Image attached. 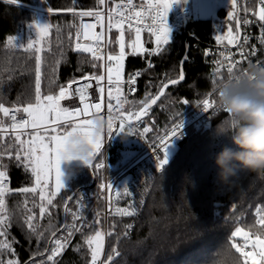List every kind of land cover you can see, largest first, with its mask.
Here are the masks:
<instances>
[{
    "label": "trees",
    "instance_id": "16d2710c",
    "mask_svg": "<svg viewBox=\"0 0 264 264\" xmlns=\"http://www.w3.org/2000/svg\"><path fill=\"white\" fill-rule=\"evenodd\" d=\"M191 2L180 0L183 6L191 7ZM100 7L97 0H19L13 4L9 0H0V102L9 108L24 107L27 103L35 102L36 55L42 58V95L58 94L59 86H66L70 81L85 75H100L102 61H93L90 54L74 51L79 16L69 11ZM50 8L52 12H49ZM229 12L236 17L237 4L234 10L219 8L213 18L193 17L186 21L178 36L154 56V67L146 70L139 79L137 92L132 96H124L128 101L125 103L126 113L138 111L140 102L149 95L158 94L163 83L179 78L187 39L190 48L185 61V78L181 83L169 87L141 120L149 123L150 132L162 131L207 94L217 92V85L228 81L232 74L214 72L204 56V50L208 46L234 45L228 44L227 40L219 43L216 40V33L222 32L225 26L236 35V19H230ZM41 18L51 25L49 35L42 51H35L37 47L28 50L23 40L21 43L18 41L20 38L26 39L28 28ZM127 34L129 37L133 35L132 32ZM10 36H15L16 46L8 44ZM145 37L146 47L152 46V37L148 34ZM20 45L25 47L20 48ZM110 50H116V46L109 44ZM144 58L143 54L129 53L126 57V72L142 67ZM252 61L244 64V67L252 66ZM184 100L188 103L184 104ZM225 115L221 111L216 112L209 126L199 131L191 130L179 143L164 173L153 181L145 211L136 219L132 235L119 237L112 234L108 237L110 242H116L120 252L113 264H244V257L231 248L230 243L235 242L242 249L243 239L233 238L231 234L241 227L248 233L258 231L264 239V230H259L262 226L257 224L260 216L264 215V179L256 178L254 173L246 169H238L229 184L222 183L218 177L216 154L226 145L232 147L227 137L215 134L217 123ZM21 138L25 140L27 134ZM9 144L14 145V134L0 133V151ZM12 151L14 156L15 146ZM0 164L6 166L9 188L14 190L5 200L10 217L7 238L15 253L13 256L11 252L4 251L0 259H16L19 264H24L32 257L41 256L49 244L51 233H57L63 225L66 198L77 188L85 186L69 208L74 207L79 195L92 194L83 209L88 226L74 234L69 246L56 258V264H90V250L84 243V237L94 235L98 228H104L103 198L96 191L95 183L91 186L93 169L89 166L71 167L70 179L56 196V207L50 209L51 216L41 219L39 189L36 193L28 194L15 191L20 187L34 186L31 172L22 166L18 167L15 160L8 156L0 159ZM50 190H53L52 182ZM26 208L35 213L37 219L34 223L39 226L38 231L48 229L44 231L42 240L38 241L24 223L25 217L30 214ZM70 221L71 215L68 214L67 224ZM110 226L120 227L121 223L115 221ZM66 233L67 229L57 233V237ZM108 243L109 239L107 246L111 248L112 245ZM248 248L249 251H259L251 245ZM256 259H260L258 255ZM41 260L46 261V256L33 261L34 264H40ZM248 264H251L250 258Z\"/></svg>",
    "mask_w": 264,
    "mask_h": 264
},
{
    "label": "snow or ice",
    "instance_id": "6c2138e0",
    "mask_svg": "<svg viewBox=\"0 0 264 264\" xmlns=\"http://www.w3.org/2000/svg\"><path fill=\"white\" fill-rule=\"evenodd\" d=\"M19 0H9V3H18ZM99 6H105L106 0H97ZM180 0H164L163 3H157L150 5V17L152 23L147 27L151 34L155 37V48L149 52V55H157L162 51V45L169 44V28L167 25V15L174 3H179ZM237 0H231V5L235 8ZM261 4L264 5V0H261ZM132 0H127V4L117 5L115 9L108 8L105 11L101 10H88L75 12L69 9L74 16L79 17H93L95 23H84L81 21L78 31L76 33V43L74 51L78 53L90 54L93 61H105L102 65L105 71L104 74L96 75L89 74L81 78V80H72L66 86H59L58 94H47L42 95L41 92V63L42 58L40 55L35 56V102L27 103L24 107H15L10 109L0 102V113L3 117L8 118L11 123L8 127L14 134V145L9 144L5 146L3 151H0V159L4 156H8L10 159H14L18 167L22 166L26 171H30L34 177L33 187H20L15 191L21 194L36 193L39 189V199L41 201L39 205V217L43 219L45 216H51L50 209L56 207L54 200L56 196L64 189L65 185L62 180L63 173L61 171V162L71 159H80L85 165L90 168L99 170L105 168L103 161L95 163L93 160L99 157L103 148L104 137L102 132L105 130V126L109 136H111L115 130L117 134L124 133L127 126V134H134L136 131L135 126L131 123L133 117L136 121L141 122V118L149 114L150 109L153 105L157 104V101L165 95V89L169 85H176L182 81L184 76L183 61L181 62V71L179 74V80L171 79L167 83H163L159 88L158 94L149 95L144 101H141L140 108L138 111L129 112L127 120L124 118L122 112L123 105L127 103V98L124 97L122 86L124 81V62L126 59V44H125V22L131 27V23L135 20L138 25L135 28V39L127 45L132 49V55H142L149 50L144 47L141 42V26L145 14L143 11H135L133 14ZM125 10L128 15H125ZM52 12V9H49ZM230 19H236L232 12L228 13ZM119 17V18H116ZM107 24L105 25V20ZM259 20L264 21V7L259 10ZM245 23H248L245 20ZM97 26L101 29L97 31ZM33 27L38 32L41 39L48 37L51 25L49 23L44 25L33 24ZM115 28L118 30L119 35L116 37V43L119 45L118 54H107L103 51L111 41L106 40V31L111 32ZM236 35H233L231 29H229L227 37L217 36V42H222L227 39L228 44H235L239 41V20L236 22ZM70 38H71V34ZM15 36L8 38V44L16 46ZM81 40L85 43H81ZM20 48H24V45H20ZM26 48L32 50L34 48L31 40L27 43ZM36 49L35 51H40ZM59 61H57L58 63ZM95 67V64H93ZM147 67L150 69L154 67L151 61H148ZM252 67H256L253 65ZM53 71H55L53 69ZM233 71L232 66L228 67V72ZM142 73L135 71L129 74L127 78L128 92H135V85ZM248 72L244 71L241 75L236 76L238 79L240 76H247ZM93 81H95L96 89L100 96L101 102H90L89 89L93 88ZM107 83V119L100 115L104 107V94L105 86L103 82ZM150 83V81H149ZM73 85H77L73 88ZM115 92V95H114ZM78 98L79 106H63L62 101L69 100L72 98ZM115 100L116 107L115 111L120 112L119 124L115 123V118L112 113L114 106L112 101ZM183 103H188L184 100ZM215 106V100L205 99L203 100V111L208 112L209 109ZM23 113L26 118H17L18 113ZM82 117H91L90 119H82ZM183 127V120L179 123L173 124L170 133H166L165 137L159 139V144L153 146V151L156 154L157 168L162 170L168 163V152L167 149L171 143L173 137L180 135ZM27 129H32L30 139L25 141L21 137L26 134ZM58 129H68L63 134L47 135L49 132L57 133ZM5 128L0 126V133L4 132ZM143 131L146 133L150 131L149 128L144 127ZM45 133L42 135L41 133ZM15 146V154L13 156V147ZM0 254L4 251L12 252V245L8 240V227L10 217L7 214L6 196H8L14 190L8 187V173L6 166L0 164ZM54 179V190H50V181ZM101 188L112 189L111 183L107 185H101ZM125 193H129L127 187L124 189ZM73 197H67L64 205V211L66 214L71 215L72 223L65 224L62 231L67 229L66 236H59L55 231L51 233L52 240L50 241L51 247L45 249L46 261L41 260L40 264H56V258L61 256L62 253L70 244V239L75 233L81 232L82 228L88 226L87 220L80 213L83 211L84 206L80 200H77V210L73 211L68 207L67 201H71ZM26 207V203H25ZM28 214L25 217L24 223L27 225L30 233L37 236L38 241L44 238V231H38V225L34 223L37 219L35 213L31 209H27ZM122 216H133L135 210L130 208H121L117 210ZM79 222V223H78ZM98 222V221H97ZM257 224L264 227V215H261L257 220ZM104 235L105 233L96 230L94 235H87L84 237V243L90 250L91 264H113L116 257L120 256V252L117 248H112L105 260H100L101 255L104 252ZM108 235H112L111 232ZM243 236L246 241L251 239L248 232L243 229L237 228L231 236L233 238ZM231 248H234L237 252L244 257V264H248L249 258L251 264H262L264 262V239L257 236L252 242L251 247L253 249H259L258 252L253 251H242L240 246L235 242H230ZM259 256V260L256 256ZM0 264H19L16 259H8L7 261L0 259ZM34 264V261L32 262Z\"/></svg>",
    "mask_w": 264,
    "mask_h": 264
},
{
    "label": "built area",
    "instance_id": "2783aa9c",
    "mask_svg": "<svg viewBox=\"0 0 264 264\" xmlns=\"http://www.w3.org/2000/svg\"><path fill=\"white\" fill-rule=\"evenodd\" d=\"M164 0H132L133 4V14L135 11H143L145 14V19L142 25V31L145 34H148L153 39L152 46L148 47L147 55H145V64L142 67L134 68L127 73H125L124 81L125 83L122 86L123 95L132 96L138 90V81L144 75L145 71L149 68L147 67L148 61H151L154 65L153 58L155 55H149L152 49L155 48V37L151 34L148 29V25L152 23L150 17V5H155L157 3H163ZM127 4V0H106V5L101 6L100 8L93 9L105 11L108 8L115 9L117 5ZM264 5L261 4V0H241V27H242V36L239 44L235 47H221V46H208L204 50V56L207 59L208 63L212 67L214 72L219 73H229L228 67L232 66L233 71L231 78L241 75L242 72L246 71L244 69V62L252 61V66L256 67L264 66V21L259 20V10ZM88 11V10H79L77 11ZM125 15H128V12L125 10ZM194 17L192 8L189 6H183L180 2L174 3L167 15V25L170 30L169 37L170 41L174 40L183 25L186 21L191 20ZM119 18V17H116ZM245 20L248 23H245ZM83 21L84 23H95L93 17H79V25ZM107 24V19L105 20V25ZM138 25L135 20L132 21L131 27L125 22L124 27L135 31V28ZM97 31L101 29L97 26ZM115 28L111 32L106 31V40H109L110 33H114ZM81 43L85 41L81 40ZM164 45L161 46V49ZM105 55L109 53V44L103 48ZM102 64H105V61H102ZM249 69V71L253 68ZM103 70L105 71L104 67ZM103 71V72H104ZM135 71H140L142 73L141 77L138 78L135 87V92H128L127 78L129 74H132ZM248 72V71H247ZM82 78V77H81ZM78 78L76 80H81ZM230 78V79H231ZM93 83V88L89 89L90 93V102H101L99 93L95 86V81ZM105 86L104 94V107L100 113L101 116L107 119V83L103 82ZM77 85H73L75 88ZM217 92H211L202 98L193 108L186 109L182 112L179 117L171 122L166 128L162 131H153V132H144L143 129L146 127L144 121L132 123L136 131L134 134H127V126L125 128V134H117L114 130L113 134L109 136L106 126L103 131V148L99 157L96 159L95 163L103 161L105 168L96 170L95 173V189L99 191L103 198V215H104V229L106 235V244L108 240V233L111 232L114 236L119 237H129L132 235L136 219H138L145 211L146 203L148 196L152 187L153 181L160 175L163 174L166 170L172 155V151L176 148L181 141H183L191 130L199 131L203 127L209 126L214 114L219 110L214 106L209 109L208 112L203 111V100H215ZM63 106H79L78 98H72L61 102ZM114 106V111L112 113L115 118V123L118 126L120 112L115 111L116 102L112 101ZM15 108V107H13ZM22 108V107H21ZM12 109V108H10ZM124 117L127 120L128 114L125 110V105L122 109ZM26 118V116L21 112L17 114V118ZM134 118V117H133ZM180 120H183V127L181 129L180 135L173 137L171 143L167 149L168 152V163L164 166L162 170L157 168L156 154L153 151V146L159 144V139L165 137L166 133H170L173 127L174 122L179 123ZM11 121L8 118L3 117V114L0 113V126L5 128L4 132H12L8 125ZM2 132V133H4ZM31 129H27L26 133H30ZM132 142L131 145L129 143ZM95 165V164H94ZM126 178H129L128 181H124ZM111 183L113 186L112 189L108 190L107 188H101V185H107ZM8 179V187H9ZM127 187L129 193H125L124 189ZM90 196H93L90 194ZM88 194H84L82 197L77 200L81 201V204L86 208L89 203ZM76 200V201H77ZM83 208V209H84ZM121 208H130L134 209L133 216H122L117 211ZM73 211L77 210V203H75L72 208ZM83 216V211L80 213ZM121 223L120 227L111 228L110 224L112 222ZM72 223L70 221L69 225ZM67 234V233H66ZM62 234L60 236H66ZM251 236L252 242L257 236H260L258 231L249 233ZM264 238V235H263ZM117 248V246L115 247ZM242 249L244 251H249L248 245L242 244ZM118 250V249H117ZM119 251V250H118ZM106 251L100 258V260L106 259ZM99 264V262H98Z\"/></svg>",
    "mask_w": 264,
    "mask_h": 264
},
{
    "label": "clouds",
    "instance_id": "9594fccd",
    "mask_svg": "<svg viewBox=\"0 0 264 264\" xmlns=\"http://www.w3.org/2000/svg\"><path fill=\"white\" fill-rule=\"evenodd\" d=\"M217 89L215 107L226 115L215 134L227 137L232 145L216 154L220 181L229 184L238 169L264 179V66L222 82Z\"/></svg>",
    "mask_w": 264,
    "mask_h": 264
},
{
    "label": "rangeland",
    "instance_id": "374dc122",
    "mask_svg": "<svg viewBox=\"0 0 264 264\" xmlns=\"http://www.w3.org/2000/svg\"><path fill=\"white\" fill-rule=\"evenodd\" d=\"M228 3H230V5H231V0H192L191 8H192L193 15H194L195 18L208 19V18L215 17L219 8H221V7L230 8V7L227 6ZM231 8H232V10H234L232 5H231ZM47 22L48 21H46L45 18H41L40 20L36 21L35 24L44 25V24H47ZM228 29L229 28L225 26V29L222 32L219 31V33H216V37L218 35L222 36V37H227L228 31H229ZM114 32H115L114 34L110 33L109 41H111L110 44H112V46L113 45L116 46V50H114V51L110 50V52L108 54H118V51H119V45L115 42L116 41V37L119 35V32H118L117 29H115ZM124 32H125V44H126L125 51H126V53L128 55L129 53H132V49L130 47H127V45H129L135 39V31H132V30L127 29V28L124 27ZM128 32H132L133 35L131 37H129L128 34H127ZM22 40L25 43V45H27V43L31 40V42L33 43L34 47H37V49H41L40 51H42V48L44 47V41L46 40V38L41 39V37L39 36L38 32L36 31V29L32 25V27L30 26L28 28L26 39L25 38L24 39L20 38L18 42L21 43ZM224 40H227V39H224ZM141 42L144 44V47L146 49H148V47H146L145 33H143V32H141ZM127 55H126V57H127ZM143 55H147V52L143 53ZM103 71L104 70L102 68V73L101 74H104ZM125 73H127L126 72V59H125V62H124V73H123V76H125ZM114 95H115V92H114ZM125 106H126V104H125ZM90 118L91 117H82V119H90ZM146 127L150 129L149 123L146 124ZM66 130H68V129H58L57 133L49 132L47 135L63 134V132L66 131ZM32 132H33V130L31 129L30 133H32ZM26 134H27V138L25 139V141H27V140H29L31 138L28 133H26ZM41 134L44 135L45 133L42 132ZM102 135H103V132H102ZM176 150H177V147L173 149L172 154H174V152H176ZM73 166H87V165H85L84 162L82 160H80V159H71V160L62 161L60 167H61V171L63 173L62 180H63V183H64L65 186L67 185V182L70 179V175H71V172L69 171V169L71 167H73ZM50 182H52V188L54 190V179L52 181H50ZM61 191H63V189ZM83 195H84V193L79 195L78 197L80 198ZM238 228L243 229L241 227H238ZM98 230L103 232V233H105V229L104 228L103 229L102 228H100V229L98 228ZM259 230H264V227L259 228ZM243 231H245V230L243 229ZM238 238L243 239V243L246 244V245H251L252 244V240L246 241L242 235L239 236ZM108 239H109V243L108 244L112 245L111 248H109L107 246V244H106V235H104V249L106 251V254H105L106 256L109 254V252L111 251L112 248L116 247V242L115 241H111L110 242V238H108ZM107 242H108V240H107Z\"/></svg>",
    "mask_w": 264,
    "mask_h": 264
},
{
    "label": "water",
    "instance_id": "95a60500",
    "mask_svg": "<svg viewBox=\"0 0 264 264\" xmlns=\"http://www.w3.org/2000/svg\"><path fill=\"white\" fill-rule=\"evenodd\" d=\"M236 4H237V16H236V22H237V19L239 20V35H240V39H239V41L237 42V43H235L234 45H232V46H230V47H235V46H237L238 44H239V42H240V40H241V36H242V27H241V21H240V15H241V0H237V2H236ZM237 30V29H236ZM189 48H190V45H189V40L187 39L186 40V54H185V56H184V58L182 59V61H183V71H185V61H186V59H187V54H188V51H189ZM181 61V62H182ZM180 71H181V65H180ZM184 75H185V72H184ZM177 80H179V78L177 79ZM183 81V80H182ZM182 81H180L179 83H181ZM178 83V84H179ZM177 85V84H176ZM171 86H174V85H169V87H171ZM168 87V88H169ZM167 88V89H168ZM167 89H165V92H166V90ZM162 98V97H161ZM160 101V100H159ZM159 101H157V103L159 102ZM156 105V104H155ZM154 106V105H153ZM152 106V107H153ZM126 115L124 114V117H125ZM132 123H135V122H137L136 120H135V118H133L132 119V121H131ZM132 144V142H130L129 143V145H131ZM97 159V158H96ZM96 159H94L93 160V165L95 164V161H96ZM92 169H93V172H94V167H92ZM128 179L129 178H126L124 181H128ZM94 182H95V173H94V180H93V182H92V184H91V186L94 184ZM86 187L85 186H81V187H79V188H77L76 190H74L73 192H72V194H70V196L69 197H73V199L71 200V201H67V203H68V207H70V204H71V202L74 200V198H75V196L78 194V192L79 191H81V190H83V189H85ZM66 223H68V214H66L65 213V211H64V220H63V225H62V227L59 229V231L57 232V233H61L62 232V228H63V226L66 224ZM65 230V229H64ZM63 230V231H64ZM56 233V234H57ZM52 240V237H51V239L49 240V244H48V246H47V248H50L52 245H51V243H50V241ZM46 256V254H45V252L41 255V256H35V257H32L31 259H29L27 262H25L24 264H29L30 262H32L33 260H35V259H37V258H39V257H45Z\"/></svg>",
    "mask_w": 264,
    "mask_h": 264
},
{
    "label": "bare ground",
    "instance_id": "6f19581e",
    "mask_svg": "<svg viewBox=\"0 0 264 264\" xmlns=\"http://www.w3.org/2000/svg\"><path fill=\"white\" fill-rule=\"evenodd\" d=\"M248 62L250 63L251 61H246V62H244V64H246V63H248ZM244 64H243V65H244ZM250 68H251V66H249V67H244V69H245L246 71H249Z\"/></svg>",
    "mask_w": 264,
    "mask_h": 264
},
{
    "label": "crops",
    "instance_id": "0c3cea01",
    "mask_svg": "<svg viewBox=\"0 0 264 264\" xmlns=\"http://www.w3.org/2000/svg\"><path fill=\"white\" fill-rule=\"evenodd\" d=\"M227 6L231 8V5H230V3H228V5H227Z\"/></svg>",
    "mask_w": 264,
    "mask_h": 264
}]
</instances>
